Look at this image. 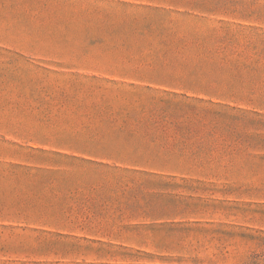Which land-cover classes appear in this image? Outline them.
<instances>
[{
    "label": "rangeland",
    "instance_id": "rangeland-1",
    "mask_svg": "<svg viewBox=\"0 0 264 264\" xmlns=\"http://www.w3.org/2000/svg\"><path fill=\"white\" fill-rule=\"evenodd\" d=\"M0 264H264V0H0Z\"/></svg>",
    "mask_w": 264,
    "mask_h": 264
}]
</instances>
